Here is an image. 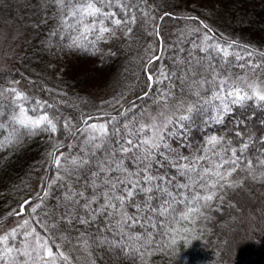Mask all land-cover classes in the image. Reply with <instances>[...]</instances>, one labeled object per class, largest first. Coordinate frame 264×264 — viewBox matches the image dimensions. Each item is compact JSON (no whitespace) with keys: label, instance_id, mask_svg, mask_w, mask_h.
Returning a JSON list of instances; mask_svg holds the SVG:
<instances>
[{"label":"trees","instance_id":"obj_1","mask_svg":"<svg viewBox=\"0 0 264 264\" xmlns=\"http://www.w3.org/2000/svg\"><path fill=\"white\" fill-rule=\"evenodd\" d=\"M126 2L135 5L136 23L125 26L117 33V37L108 38L107 43L97 42L93 52L91 45H88L89 50L67 47L75 33L61 23L62 10L55 0H0V91L10 87L18 89L24 85L30 90L26 94L30 97L26 105L29 109L34 107L38 99L46 102L44 110L50 115L62 118L57 121L56 133L37 131L35 135L22 136L20 143L9 145L13 126L8 117L12 108L9 100L0 97V111L4 113L0 115V123L5 125L0 128V226L20 218L8 214L14 209L19 210L25 200H30L33 206L39 203V197H43L45 191L49 195L44 199L42 208L38 209L39 216L43 218L45 212L51 213L55 209L58 219L63 210L65 193V188L60 185L65 181L48 187L57 172L49 157L53 145H63L59 152L65 156L83 155L80 146L86 134L76 130L85 127L83 120L88 116H103L105 122L115 116L118 127L133 119L140 122L142 115L156 102V90L163 87L155 85L147 97L141 98L149 91L146 87L148 72L157 75L164 68L183 75L182 69L187 65L178 66L175 63L178 58L191 60L197 75L193 77L189 74L187 84L176 77L172 78L174 106L175 102L181 101L196 105L192 118L183 122L185 127L182 130H175V136L166 134V140L176 154L190 159L203 155L206 141L213 135L225 137V145L230 139L231 146L239 147L240 140L235 137L234 131L237 119L242 118L246 121L241 126L246 128L245 137H251L254 141L243 153V161L251 159L255 162L264 158V144L261 143L264 140V106L254 100L248 101L243 108L233 106V113L218 124L212 117L216 114L219 101L206 104L188 87L193 78H210V71L206 70L209 61L202 60L200 65H195V59L205 54L192 47L194 42L200 43L207 31L204 28L199 33L193 31L200 26L201 21L213 30L210 35H214L215 41L224 45L235 41L239 47L230 51L239 52L245 57L244 60L236 61L234 56H230L228 62L224 63L222 57L212 53L210 63L221 75L236 77L250 74L247 67L241 69L239 64H247L249 59L264 60V57L259 56L247 57L242 47L264 52V0ZM106 10L116 11L123 16L118 8ZM192 16L198 19H188ZM127 27L133 30L125 37ZM157 30L159 36L155 35ZM189 53L192 55L189 56ZM153 55L160 59L148 66L147 61ZM257 72L264 79V74L260 70ZM209 89L210 86H206L201 95L209 97ZM48 104L52 107H47ZM125 110H128L127 115L121 116L120 113ZM64 119L72 121L69 129L63 127ZM96 120L100 119L92 121ZM71 132H76V135H71ZM99 155L102 152L97 158ZM208 157V160L201 161V167H211L218 159L211 152ZM127 162L131 163L130 160ZM162 171L168 174L169 179L175 176L177 183H188L187 178L175 168L166 166ZM235 175L238 179L246 177L244 171ZM85 178L89 182L92 179L87 167L80 170L78 181L74 175L67 182L78 190H84ZM216 203L219 210H209V219L197 225L203 229V238L193 241L191 245L178 241L174 252L157 251V246L167 237L162 235V229H151L155 243L152 245L153 255L149 258V264H264V183L246 178L243 188L227 190L225 201ZM230 203L236 207H230ZM25 208L22 217L27 219L30 207L26 205ZM154 220L159 223L163 218L154 217ZM257 224L259 227H254ZM102 228L103 217L98 218L89 229L79 224L65 225L57 234V241L70 257L75 258L73 264H88L87 253L78 250L77 237L81 231H87L90 238H119L107 231H98ZM146 230V227H138L134 231L143 233ZM61 235L68 238L59 240ZM237 239H243L244 242L236 244L234 241ZM91 252L96 264H133L131 257L108 245L92 243Z\"/></svg>","mask_w":264,"mask_h":264},{"label":"snow or ice","instance_id":"obj_2","mask_svg":"<svg viewBox=\"0 0 264 264\" xmlns=\"http://www.w3.org/2000/svg\"><path fill=\"white\" fill-rule=\"evenodd\" d=\"M55 2L62 10L61 23L66 29L76 33L67 45L70 49L89 50L88 45H91L94 52L97 42L107 43L108 38L117 37V33L125 26L136 23L135 5L126 0ZM113 8L120 9L123 16L118 15L116 11L106 10ZM188 19L197 20L198 17L192 16ZM201 28L207 31L200 43L194 42L192 47L205 56L195 59V65H200L202 60L209 61L206 70L210 71V78H193L188 87L206 104L219 101L212 119L218 124L222 123L226 116L233 113V106L243 108L248 101L254 100L264 106V80L257 72L260 70V73L264 74V60L249 59L247 64H239L241 69L247 67L250 74L236 77L231 74L221 75L210 63L213 59L212 53L222 57L224 63L228 62L230 56H234L236 61L244 60L245 57L239 52L230 51L239 47L235 41L226 46L215 41L214 35H210L213 30L202 21L193 31L199 33ZM132 30L127 27L124 36H129ZM155 35L159 36L158 30ZM242 47L249 58L264 57V52H256L248 46ZM191 55L189 53V56ZM159 59V56L153 55L148 59L147 65L151 66ZM175 63L178 66L187 65L182 69L183 75L176 71H166L164 68H161L157 75L148 72L146 87L149 91L141 98L147 97L155 89V85L163 86L156 90L158 96L154 97L161 110L151 117L150 122L140 123L133 119L118 127L115 116L101 123L89 121L103 120V116H88L83 120L85 127L76 130L86 134L83 145L80 146L83 155L65 156L59 152L63 145H53L49 157L57 172L48 187L65 181L60 185L65 188L63 210L60 211L58 219L55 209L51 213L45 212L43 218H40L38 209L42 208L44 199L49 195L48 191H45L43 197H39V203L33 206L30 200H25L19 210L14 209L9 213V216L22 217L26 211L25 206L30 207L29 218L0 234V264H73L75 258L63 250L61 243L57 241V234L65 225L79 224L89 229L101 217L104 220V228L98 231H107L113 237L119 238H90L87 231H81L77 237L78 250L82 249L87 253L88 264H96V260L92 258V243L118 248L123 255L131 257L133 264H149V258L153 255L152 245L155 243L151 229H162V235L167 237L156 250L161 253L174 252L178 241L182 240L191 245L193 241L203 238V229L197 225L209 219V210H219L216 202L222 204L225 201L227 190L243 188L246 178L264 183V158L255 162L251 159L245 162L242 159L250 143L254 142L251 137H245L246 128L241 127L245 125V119L238 118L236 121L234 135L240 140L239 147L231 146L230 139L225 145V137L213 135L206 141L204 154L190 159L177 155L175 149L167 142L166 134L175 136V130H182L185 127L183 122L190 120L196 109L195 104L185 107L182 101L175 102V106L173 104L175 97L172 78L176 77L187 84L189 74L193 77L197 75L191 60L178 58ZM145 70L147 71V67ZM206 86H210L211 94L205 98L201 92ZM0 97L9 100L12 108L8 117L13 126L9 145L18 144L22 136L35 135L37 131L57 132V121L62 118L45 111L46 102L37 99L34 107L29 109L26 105L30 97L16 87L3 89L0 91ZM47 107L51 108L52 105L48 104ZM127 111L121 112L120 115L126 116ZM30 112L37 114L31 115ZM178 112L181 114L177 115ZM3 114L0 111V115ZM71 125L70 119H64L65 129H69ZM109 125H112L111 129ZM3 127L5 125L0 123V128ZM70 134L76 135V132ZM261 143L264 144V140ZM101 152L102 155L97 158ZM209 152L218 159L211 167H201V161L209 159ZM166 166L177 169L181 176L187 178L188 183H177L175 176L169 179L168 174L162 171ZM86 167L92 179L89 182L85 178L84 190H78L67 181L74 175L78 181L80 170ZM240 171H244L246 177L238 179L235 174ZM95 205L98 207H94ZM229 206L236 207L231 203ZM154 217L163 220L158 223ZM138 227H146L147 230L143 233L134 231ZM254 227L258 228L259 224ZM67 238L59 236V240ZM234 242L242 244L244 240L237 239Z\"/></svg>","mask_w":264,"mask_h":264},{"label":"rangeland","instance_id":"obj_3","mask_svg":"<svg viewBox=\"0 0 264 264\" xmlns=\"http://www.w3.org/2000/svg\"><path fill=\"white\" fill-rule=\"evenodd\" d=\"M74 22V21H73ZM75 33V32H74ZM76 35V33H75ZM224 45V44H222ZM226 46V45H225ZM2 66L1 62H0V67ZM264 80V79H262ZM18 90L24 92L25 94H28L29 93V89L22 85L18 88ZM184 106L186 107L189 102H187L186 104V101H182ZM161 110V106L155 102L153 105H151L147 110L146 112L142 115V118L140 119V123H147V122H150V119L152 116H156L157 113ZM180 112L176 113L177 115L179 114ZM101 123V122H105L104 120H96V121H92V122H89V123ZM23 219H25L24 217H20V218H16L15 220H13L11 223L7 224V225H4V226H0V234H3V232L7 231L8 229L12 228V227H15L17 224L19 223H22Z\"/></svg>","mask_w":264,"mask_h":264}]
</instances>
